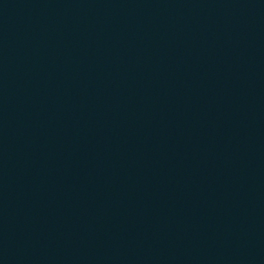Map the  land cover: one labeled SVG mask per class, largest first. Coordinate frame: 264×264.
<instances>
[{"label":"water","instance_id":"water-1","mask_svg":"<svg viewBox=\"0 0 264 264\" xmlns=\"http://www.w3.org/2000/svg\"><path fill=\"white\" fill-rule=\"evenodd\" d=\"M264 80V0H0V241L109 158Z\"/></svg>","mask_w":264,"mask_h":264}]
</instances>
